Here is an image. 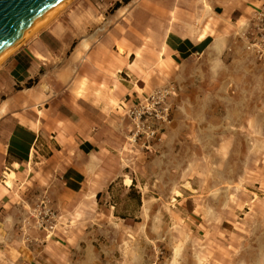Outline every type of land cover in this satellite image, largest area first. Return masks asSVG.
Returning <instances> with one entry per match:
<instances>
[{"label":"rangeland","instance_id":"374dc122","mask_svg":"<svg viewBox=\"0 0 264 264\" xmlns=\"http://www.w3.org/2000/svg\"><path fill=\"white\" fill-rule=\"evenodd\" d=\"M116 2H127V9L113 23ZM182 3L199 6L204 24L198 29L210 25L213 37L224 38L222 49L167 64L160 58L163 42L154 41L152 68L137 64L136 54L146 57L151 41L135 30L132 13L152 6L168 24ZM214 3L226 10L231 1L73 0L60 11L71 8L64 16L72 13L82 25L75 33L114 29L115 51L133 62L120 75L135 81V93L113 110L115 138L88 177L91 189L101 186L94 181L113 179L112 186L96 198L90 190L68 194L60 179L23 182L11 197L10 228L51 237L75 228L70 238L80 244L68 242L67 264H264V47L259 53L252 46L264 35V24L253 19L264 9L235 23L214 16ZM162 33L155 32L157 40ZM154 94L160 99L133 140L124 108ZM49 224L52 232L43 229Z\"/></svg>","mask_w":264,"mask_h":264},{"label":"crops","instance_id":"0c3cea01","mask_svg":"<svg viewBox=\"0 0 264 264\" xmlns=\"http://www.w3.org/2000/svg\"><path fill=\"white\" fill-rule=\"evenodd\" d=\"M230 1L226 10L214 3V16L245 22L254 10L264 9V0ZM94 3L95 8L101 7ZM76 4L72 13L81 3ZM153 10L149 6L147 12L132 13L135 30L143 29L151 41L144 45L146 57L137 54V64L154 65L156 56L149 50L154 41L163 42L160 58L167 64L202 53L213 39H220L217 51L222 49L223 37L206 34L203 40L197 39L202 29L198 24H204L197 4L182 3L168 24H162ZM68 12L51 18L0 62V264H67L72 247L68 242L75 241L73 247L80 244V238H70L75 228H62L53 237L10 228V201L21 183L60 179L68 194L79 196L90 190L96 196L114 182L94 181L104 186L91 189L88 177L99 166V154L109 152L104 144L115 138V105L120 108L123 98L135 93V81L120 75L133 62L115 51L114 29L106 34L75 33L70 16H64ZM170 21H175L173 27L164 34ZM157 31H163L158 40ZM139 34L133 37L140 40ZM134 67L132 71L138 73ZM25 232L35 238H26Z\"/></svg>","mask_w":264,"mask_h":264},{"label":"water","instance_id":"95a60500","mask_svg":"<svg viewBox=\"0 0 264 264\" xmlns=\"http://www.w3.org/2000/svg\"><path fill=\"white\" fill-rule=\"evenodd\" d=\"M62 0H0V58Z\"/></svg>","mask_w":264,"mask_h":264},{"label":"bare ground","instance_id":"6f19581e","mask_svg":"<svg viewBox=\"0 0 264 264\" xmlns=\"http://www.w3.org/2000/svg\"><path fill=\"white\" fill-rule=\"evenodd\" d=\"M71 1L73 0H62L58 5L57 7L40 23L38 24L36 27H34L32 30H30L29 32H27L26 34H24L1 58H0V62L11 52L13 51L15 48H17L20 44H22L24 42V40H26L29 36H31V34H33L35 31H37L39 28H41L42 26H44L49 20H51V18H53L56 14L60 13V11H62L66 5H68ZM128 5H129V2H128ZM126 9H127V2L126 3H123V5H120V7H118L117 9L114 10V13H115V16L117 17H114L112 18L113 19V23L114 21L117 22L118 20V16H122L125 12H126ZM71 20H72V23H73V26L72 28H74L75 24L77 25L76 23V18H72V14L69 15ZM124 16V15H123ZM172 20V19H171ZM78 22V21H77ZM170 26H164V34L167 33V31L172 27H173V22L175 21H170ZM94 24H98V20L94 23ZM101 24H99L100 26ZM161 26V23L159 25V27ZM191 26L188 25L187 28H190ZM77 28L76 29L77 31H80L81 28H82V25H77ZM210 31H211V28H210V25L206 24L205 27H203L201 30L198 31L197 33V39L199 41L203 40L206 36V34H210ZM194 32V30H193ZM89 33V32H88ZM86 33V34H88ZM183 34H186L185 32H182ZM188 34H190V30L187 32ZM84 34V35H86ZM82 35V34H81ZM211 35V34H210ZM214 38V37H213ZM219 38H217V40L214 41L213 39V42L210 46V49H212L213 51H217V48H218V43H219ZM123 49L121 48V51ZM136 56L138 57V55L136 54ZM117 107V104L116 106ZM123 116V115H122ZM9 183V182H8ZM131 183V180L130 179H127L126 180V184L127 186L130 185Z\"/></svg>","mask_w":264,"mask_h":264},{"label":"built area","instance_id":"2783aa9c","mask_svg":"<svg viewBox=\"0 0 264 264\" xmlns=\"http://www.w3.org/2000/svg\"><path fill=\"white\" fill-rule=\"evenodd\" d=\"M253 19H255L256 24L257 23L264 24V12L260 10L257 11L254 14ZM262 33L264 34V28H262ZM263 38H264V35H262L261 40H259L257 43L252 44V46L256 47V51L259 53L263 52V47H264ZM150 98H151V101L144 99L141 103H138L137 105H130L124 108L125 109L124 114L131 120L133 124L132 125L133 127L132 139L133 140L142 132V127H141L143 126L142 118L145 117L146 115L151 114L150 105L152 104V102H156L160 99V97L157 94L151 95ZM152 133L154 134V132ZM46 215L47 213L45 212V216ZM48 215L49 216L47 220L50 221V219L52 218V214L49 213ZM47 227L43 229L46 230L47 232H52L53 227L51 226V224H49V226Z\"/></svg>","mask_w":264,"mask_h":264},{"label":"trees","instance_id":"16d2710c","mask_svg":"<svg viewBox=\"0 0 264 264\" xmlns=\"http://www.w3.org/2000/svg\"><path fill=\"white\" fill-rule=\"evenodd\" d=\"M119 6H120V4H119L118 2H116V3L114 4V7H113L112 10L117 9ZM131 187H132V186L130 185V189H132ZM99 195H100V193H97V194H96V198L99 197Z\"/></svg>","mask_w":264,"mask_h":264}]
</instances>
